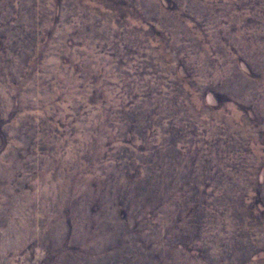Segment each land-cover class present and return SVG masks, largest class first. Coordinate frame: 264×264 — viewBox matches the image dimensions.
<instances>
[{
  "label": "rangeland",
  "instance_id": "374dc122",
  "mask_svg": "<svg viewBox=\"0 0 264 264\" xmlns=\"http://www.w3.org/2000/svg\"><path fill=\"white\" fill-rule=\"evenodd\" d=\"M0 264H264V0H0Z\"/></svg>",
  "mask_w": 264,
  "mask_h": 264
},
{
  "label": "trees",
  "instance_id": "16d2710c",
  "mask_svg": "<svg viewBox=\"0 0 264 264\" xmlns=\"http://www.w3.org/2000/svg\"><path fill=\"white\" fill-rule=\"evenodd\" d=\"M248 74H250V71H249V69H248V72H247ZM163 181V180H162ZM204 185H206V184H204ZM224 198H227V196H225Z\"/></svg>",
  "mask_w": 264,
  "mask_h": 264
}]
</instances>
